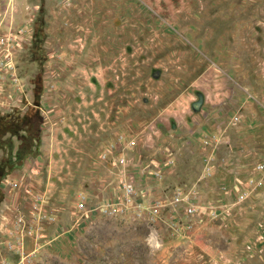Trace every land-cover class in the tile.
<instances>
[{
	"label": "rangeland",
	"instance_id": "obj_1",
	"mask_svg": "<svg viewBox=\"0 0 264 264\" xmlns=\"http://www.w3.org/2000/svg\"><path fill=\"white\" fill-rule=\"evenodd\" d=\"M0 264H264V0H0Z\"/></svg>",
	"mask_w": 264,
	"mask_h": 264
}]
</instances>
